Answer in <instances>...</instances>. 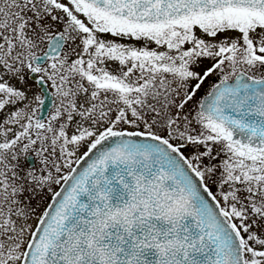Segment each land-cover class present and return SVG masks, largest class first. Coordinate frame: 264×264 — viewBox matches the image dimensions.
Masks as SVG:
<instances>
[{
    "label": "snow or ice",
    "instance_id": "6c2138e0",
    "mask_svg": "<svg viewBox=\"0 0 264 264\" xmlns=\"http://www.w3.org/2000/svg\"><path fill=\"white\" fill-rule=\"evenodd\" d=\"M0 264H264V0H0Z\"/></svg>",
    "mask_w": 264,
    "mask_h": 264
}]
</instances>
